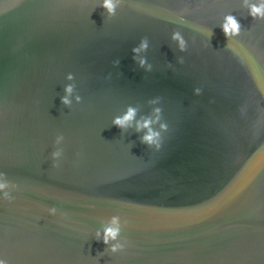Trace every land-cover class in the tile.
Wrapping results in <instances>:
<instances>
[{
    "label": "water",
    "instance_id": "obj_1",
    "mask_svg": "<svg viewBox=\"0 0 264 264\" xmlns=\"http://www.w3.org/2000/svg\"><path fill=\"white\" fill-rule=\"evenodd\" d=\"M184 1L114 0L109 16L102 0H0L7 264H264V19L245 0ZM228 14L260 41L226 37ZM145 118L167 125L159 149L141 142Z\"/></svg>",
    "mask_w": 264,
    "mask_h": 264
},
{
    "label": "clouds",
    "instance_id": "obj_2",
    "mask_svg": "<svg viewBox=\"0 0 264 264\" xmlns=\"http://www.w3.org/2000/svg\"><path fill=\"white\" fill-rule=\"evenodd\" d=\"M100 6L105 9V11L107 12V14L109 16L115 15V9H116V4L114 3V0H102V3L100 4ZM245 6L248 9V15H250L251 17H253V19H264V0H258V2L256 3H248L247 0H245ZM219 27H221L224 35L226 37H237L240 35L241 33V24L239 23V21L236 19V17L232 14H228L224 17L223 21L221 22V24L219 25ZM172 38L177 40L178 42V46L180 51H184L185 50V40L183 39V37L181 36L180 32L175 31L172 34ZM148 46L147 44V39L146 38H142L139 45L137 47H134L132 49V52L135 53H139L141 50L146 49ZM133 59L136 60L137 57L134 55ZM180 62L182 63V59L180 60ZM115 65H119V60H116L113 62ZM138 64L141 67H144L146 64V61L144 58H139L138 60ZM151 69V65H148L146 68L147 70ZM71 75L69 74L68 79H71ZM201 89L200 88H194L193 92L194 94L199 95L200 94ZM72 92V87L71 85H66L65 86V95L61 97V102L64 105H68L70 103L69 99H68V95ZM77 101H79L80 97H76ZM158 99V98H157ZM153 111L155 113H157V116L155 117V119L158 121L160 119V112L161 109L159 107L153 109ZM241 111L243 112V109H241ZM136 115V109L133 107H128L126 112L119 117H115L112 121V123L114 125H116L117 127L120 128H125L127 126L130 125V122L134 120ZM153 123V120L150 118H145L142 121H137L136 124V129L137 131H139L141 128L146 129L145 134L141 137V142L148 145V146H152L155 147L156 149L160 148V141H161V131H165L167 128V125L164 122L160 123V130L161 131H155L152 129L151 125ZM63 137L62 136H58L56 138L57 142H59L60 140H62ZM62 152L61 150H56L54 152L51 153L52 158L55 160L57 158H59L61 156ZM5 176L4 173H0V177ZM9 186H11L12 188H15L16 185L11 183L10 181L5 180L4 182H0V190L6 189ZM4 199H11L10 195L8 192H4L3 195ZM47 211L50 214H55L56 213V209L55 208H48ZM120 234V227H119V220L118 217H112L111 219V223L109 226H106L104 228V234L102 237H100L99 232H97V237L102 239L103 243L105 245L109 244V241H115L117 240V237ZM124 247V244L121 242H117L114 244H111L110 247L108 248V251L110 252H116L120 249H122ZM0 264H7V261L4 259H0Z\"/></svg>",
    "mask_w": 264,
    "mask_h": 264
},
{
    "label": "flooded vegetation",
    "instance_id": "obj_3",
    "mask_svg": "<svg viewBox=\"0 0 264 264\" xmlns=\"http://www.w3.org/2000/svg\"><path fill=\"white\" fill-rule=\"evenodd\" d=\"M184 2H186V0ZM239 23L241 24V26L244 29L243 30V35L249 36V35L252 34L250 37H246V39L254 40V41H260V34L258 32H256V31H253L254 30V24H247L246 22H239ZM256 24L258 26H262L263 25V23L259 22V21H257Z\"/></svg>",
    "mask_w": 264,
    "mask_h": 264
}]
</instances>
